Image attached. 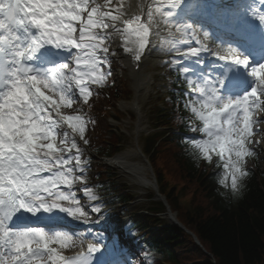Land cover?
<instances>
[{"label": "snow or ice", "instance_id": "6c2138e0", "mask_svg": "<svg viewBox=\"0 0 264 264\" xmlns=\"http://www.w3.org/2000/svg\"><path fill=\"white\" fill-rule=\"evenodd\" d=\"M153 3L146 19L141 15L124 19L119 0L115 8L113 0H0V264H93L92 254L101 251L95 245L88 246L87 254L66 256L61 251L73 234L55 227L63 219L60 214L75 220L88 215L73 186L79 183L89 201L98 200L87 185V161L77 142L78 136L89 144L85 136L89 120L62 109L72 108L77 100L87 105L92 95L89 83L106 84L110 72L103 69L111 63L113 35L119 34L123 51L134 53L136 61L149 46L157 16L170 29L196 37L193 24L181 23L179 17L199 0ZM254 18L264 26V10L257 9ZM207 51L203 44H188L174 62L188 86L183 107L199 121V127L190 125L191 130L203 137L187 139L204 161L211 163L215 155L222 168L219 185L239 195L249 175L246 158L256 154L250 145L259 143L252 140L254 125L264 122V115H257L264 113V62L252 64L230 44L226 55H219L228 63L210 78L195 67ZM188 60L192 65L182 64ZM236 66L245 69L250 82L229 75ZM90 210L101 213L99 204ZM37 214H47L54 225L51 231L18 226Z\"/></svg>", "mask_w": 264, "mask_h": 264}, {"label": "trees", "instance_id": "16d2710c", "mask_svg": "<svg viewBox=\"0 0 264 264\" xmlns=\"http://www.w3.org/2000/svg\"><path fill=\"white\" fill-rule=\"evenodd\" d=\"M170 76L175 81L169 83L171 90L164 102L166 112L158 118L161 121L158 125L174 127L175 132L169 131L165 137L164 134L150 137L145 153L171 212L176 213L177 220L196 237L199 246L177 227L148 230L158 224L155 215L164 213L161 205L149 210L152 218L135 217V221H131L132 228L137 229L147 247L165 264H212L211 260L214 264H263L264 165L255 164L253 170H248L249 175L243 181L245 187L239 195H233L230 187L221 188L218 178L222 168L217 167L215 155L208 163L198 157L188 143L186 135L193 134L190 125L199 121L183 107L187 97L181 92L184 88L181 79L171 73ZM97 134L93 153L97 156L114 154L117 150L114 144L118 143L115 136L105 132ZM169 179L173 182L171 187ZM98 184L102 192L120 205L132 202L131 196L110 178H101ZM151 262L161 264L155 259Z\"/></svg>", "mask_w": 264, "mask_h": 264}, {"label": "rangeland", "instance_id": "374dc122", "mask_svg": "<svg viewBox=\"0 0 264 264\" xmlns=\"http://www.w3.org/2000/svg\"><path fill=\"white\" fill-rule=\"evenodd\" d=\"M116 3L115 0H113L112 6ZM157 19L158 20L156 21L158 25H161L163 30H166L162 32H169L170 29H164L165 24L162 22V19L159 16H157ZM169 34L170 33L167 35L159 34L157 36L156 43L159 45H181V42L177 40L176 36H170ZM111 46L112 43L109 44V49H111ZM177 54H181V51H175L169 55L166 54L161 58H157L158 64L154 60H149L145 67L144 73L147 86L137 94L133 90V85L129 80L127 69L123 68L124 64L121 61L115 60V54L110 51V66L106 65L103 69L106 72H110V75L107 77L106 84L103 87H99L89 83L88 87L90 88L92 95L90 96L89 103L87 105L83 104L82 100H77V102L73 104L72 108L62 109V111L66 114L86 115L89 120L85 132V136L89 140V144H87L88 147L92 146V142L94 138L98 136V132H113L116 138L120 141L119 152L115 158L122 155H135L136 158L131 160V164H136L140 167L143 166L145 169L146 178L153 183H151L152 186H150V188L131 184L129 180L122 177L120 173L113 168L99 172L100 168H104L101 165L107 161L101 159L98 160L96 158L94 159V157L92 158L91 153L87 151L85 146L82 144L80 145L83 149V158L87 161V167L85 171V175L87 176L86 182L87 185L93 189V192L97 195L98 200L89 201L83 195L82 187L79 183L74 185V187L77 189L78 197H80L79 199L83 206L87 207L92 204H99L101 207V213L96 215L101 216L102 227L108 230H114L113 234H115L116 237L114 240L118 241V244H126L127 249L131 250V256L129 258H121L123 254L122 252L116 253V255L119 256L118 261L127 259L130 264L145 263L144 258L137 257L134 251L135 246L140 243L137 234L135 231H129L124 227L127 223V219L124 218L126 216L124 211L130 216H134V213L145 214L144 211L147 209L151 210L153 205L159 207L162 204L161 202H163L162 199L159 200L155 198V192L152 190L154 189L153 185L155 187V183L153 181L154 177L147 162L145 164L143 161V158L145 157L142 154V150L146 145V135L149 134L150 129H152L156 124V116H151L152 114L150 112V107L155 104L159 98L165 94L166 91L163 70L177 67L174 63V60L170 61L169 63L165 62L168 60V58ZM73 87L75 88V85H73ZM110 104L114 105L115 108L112 109ZM133 104H137L139 108V111L136 114L132 112ZM257 115H264V113H257ZM114 117H117L119 122H114L112 120ZM93 124L95 126L94 130L92 129ZM252 140L258 141L259 143L250 145L256 154L252 157L246 158V169H253L255 164H259V166L264 165V122L254 125V134ZM104 172L105 175L107 177H111L115 183L124 186L129 194L133 196L134 201L130 207H113L110 205L109 198H100V193L97 191V184H93V182L102 177ZM168 184L170 186L173 184V182L169 179ZM183 193L185 192L183 191ZM152 195L153 198L151 201H149L148 197ZM161 206H163V204ZM121 208L123 211L120 210ZM158 219L160 222L167 225L170 223L169 218L166 215H159ZM148 230L156 231L158 228L157 226H151ZM106 237L107 236L104 235V238ZM53 246L58 247L56 245ZM77 247H79V244H75L72 241L67 248L61 249V251L64 253H69ZM111 249L113 252L115 251L113 250V247ZM147 254L148 253H146V256ZM150 255L154 256V254Z\"/></svg>", "mask_w": 264, "mask_h": 264}, {"label": "bare ground", "instance_id": "6f19581e", "mask_svg": "<svg viewBox=\"0 0 264 264\" xmlns=\"http://www.w3.org/2000/svg\"><path fill=\"white\" fill-rule=\"evenodd\" d=\"M204 1H211L214 4H218L220 6L224 5V1H229V0H202ZM101 3H103V0H100ZM118 2V0H115V3ZM230 3L232 2L233 4H236V0H230ZM201 0H199V3H197L196 6H200ZM119 4L120 7L123 10L124 19H131L133 17H135L136 15H141L142 18L146 19V12H147V7L149 5H151L152 7H155L156 5L153 3V0H144V3H141V0H119ZM123 4V5H122ZM117 6V3L115 5H113L112 7L115 8ZM195 6V8H196ZM195 8H188L186 7V9H189V12L187 13V17L188 18L189 15H191L192 10H194ZM157 18V17H156ZM184 19V18H183ZM183 19H179V21L181 23H183ZM122 25V24H121ZM120 26V25H118ZM165 29H170L166 24L164 25ZM171 35H177L178 32L175 31V28H171ZM152 34H150L149 37V46L146 47V55L148 56V58L144 59L142 65H140L139 69L137 72H134L132 70V67H130V69L128 70V76L130 78V81L133 85V89L135 93H140L143 89L146 88L147 86V81L146 78L144 77V73H145V67L148 63L149 60H154L155 62H157L158 59L152 58L150 56L153 55H157V56H164L166 54H171L172 52L175 51H179L183 50L185 51L188 44H190L191 46L194 47H199L201 43L200 39L196 36L194 39L191 38V33H188L187 35L183 36L187 39L188 44L184 43L181 45H159L157 43H155V39L157 38L160 28L156 26V24H153L152 26ZM116 35V34H115ZM115 35H113L111 38H113ZM196 40H199L200 44L196 43ZM111 43V39L109 44ZM204 45V44H203ZM205 46V45H204ZM207 48V46H205ZM110 50V49H109ZM182 51V52H183ZM204 53V52H202ZM181 54H177L172 58V60H178L180 59ZM205 57V56H204ZM168 58V59H170ZM195 59V58H193ZM170 61V60H168ZM158 64V62H157ZM75 90V89H74ZM78 92V90H75ZM136 105V104H133ZM136 158L135 155L133 154H129V155H122L120 157L115 158L114 160L111 161V163L114 164H118L119 166H122L121 169V173L120 175L122 177H124L125 179L129 180V182H131V184H136L138 186H144V187H150L152 186L151 181H149L146 178V174H145V169L143 166H138L136 164L132 165L131 164V160ZM144 159V158H143ZM144 161V160H143ZM73 191L76 192L77 194V189L76 187L73 186ZM78 196V194H77ZM80 198V197H78ZM156 199H159V197H155ZM91 206V205H90ZM90 206H84L88 215L87 218H81L80 220H75L71 217H67L66 214H60L61 217H63V219L59 222H63L65 224H70V225H76L79 227V229H81L79 232H83L86 234V236L84 238L78 237L75 238L74 243H78V242H82L83 239H85V241H94V243H98L99 245H101L102 247L105 248V251L107 254H110V250H109V242L106 243L107 241H110V245L113 247L114 250H122L121 252H123L124 257L125 258H129L131 256V250L127 249L126 244H118V241H114L115 234L110 233L109 231L105 232L101 229L98 228V226L102 223V218L99 215H96L95 213H92L90 210ZM45 216H47V214H43ZM47 220V219H46ZM170 220L173 222V217H170ZM58 222V223H59ZM50 224H53L52 222ZM108 234V235H107ZM104 235H106L107 237L104 238ZM125 248V249H124ZM64 255L68 254V253H62ZM264 264V262H263Z\"/></svg>", "mask_w": 264, "mask_h": 264}]
</instances>
